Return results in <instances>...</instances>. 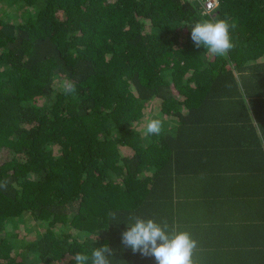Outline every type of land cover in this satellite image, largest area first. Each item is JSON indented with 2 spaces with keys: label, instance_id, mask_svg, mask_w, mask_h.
Listing matches in <instances>:
<instances>
[{
  "label": "trees",
  "instance_id": "obj_1",
  "mask_svg": "<svg viewBox=\"0 0 264 264\" xmlns=\"http://www.w3.org/2000/svg\"><path fill=\"white\" fill-rule=\"evenodd\" d=\"M205 1L0 0V264H155L129 216L189 232L194 264H264V0ZM218 19L225 57L190 38Z\"/></svg>",
  "mask_w": 264,
  "mask_h": 264
},
{
  "label": "clouds",
  "instance_id": "obj_2",
  "mask_svg": "<svg viewBox=\"0 0 264 264\" xmlns=\"http://www.w3.org/2000/svg\"><path fill=\"white\" fill-rule=\"evenodd\" d=\"M235 28L222 19L215 21H201L191 26L190 38L199 48L206 47L214 56L225 57L235 47L229 34V28ZM64 92L72 93L75 85L65 81ZM162 131V122L152 119L147 123L145 135H159ZM7 182L0 184L6 187ZM110 221L119 223L116 215L110 214ZM126 229L120 234V242L124 248L134 254L153 258L155 264H194L193 255L198 247V241L192 238L187 231L171 226L168 221L156 222L154 219H144L138 216H129ZM115 250L108 245H102L92 250L91 255L76 253L75 264H113Z\"/></svg>",
  "mask_w": 264,
  "mask_h": 264
},
{
  "label": "rangeland",
  "instance_id": "obj_3",
  "mask_svg": "<svg viewBox=\"0 0 264 264\" xmlns=\"http://www.w3.org/2000/svg\"><path fill=\"white\" fill-rule=\"evenodd\" d=\"M150 108L151 109H149L147 114L149 115V117H153L155 115V113H156V103H151ZM141 132L144 133V130H142ZM143 136H145V133L143 134Z\"/></svg>",
  "mask_w": 264,
  "mask_h": 264
},
{
  "label": "built area",
  "instance_id": "obj_4",
  "mask_svg": "<svg viewBox=\"0 0 264 264\" xmlns=\"http://www.w3.org/2000/svg\"><path fill=\"white\" fill-rule=\"evenodd\" d=\"M215 3H216V0H206V1H205V5H206L207 7H211V6H213Z\"/></svg>",
  "mask_w": 264,
  "mask_h": 264
},
{
  "label": "crops",
  "instance_id": "obj_5",
  "mask_svg": "<svg viewBox=\"0 0 264 264\" xmlns=\"http://www.w3.org/2000/svg\"><path fill=\"white\" fill-rule=\"evenodd\" d=\"M256 264V263H255ZM258 264H262V263H258Z\"/></svg>",
  "mask_w": 264,
  "mask_h": 264
}]
</instances>
